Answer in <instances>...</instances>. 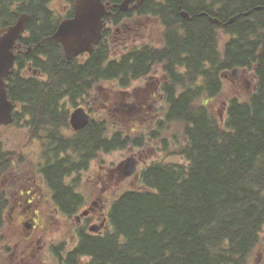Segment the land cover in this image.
Here are the masks:
<instances>
[{"label": "trees", "instance_id": "1", "mask_svg": "<svg viewBox=\"0 0 264 264\" xmlns=\"http://www.w3.org/2000/svg\"><path fill=\"white\" fill-rule=\"evenodd\" d=\"M52 1L0 0V29L15 23L21 13L29 14L19 40L25 53L17 54L18 67L7 89L9 98L21 106L15 121L28 118L27 125L67 126L72 106L101 82L126 87L131 75L148 71L156 59L179 62L182 71L166 85L171 90L151 136L162 139L164 151L174 143V153L184 161L145 165L139 188L125 189L112 199L109 229L99 236H82L68 264H79L78 256L85 258L82 264H245L264 235V0H163L152 9L145 5L139 12L164 14L159 18L164 31L158 47L113 56L111 44L102 40L84 61L80 56L67 60L54 39L60 21L71 16L73 8L59 14L50 6ZM186 1L195 3V8L189 6L191 23L180 15L179 5L187 7ZM115 10L112 21L118 23L124 14L117 5ZM209 16L235 20L224 27L222 37ZM29 63L47 79L25 75ZM234 68H245L254 88L244 99L235 92L226 94L221 118L208 103L229 79L221 74ZM173 82L181 90L177 96ZM96 118L68 139L61 129H51L59 139L46 146L53 151V163L62 151L68 154L60 161L62 167L60 162L51 167L50 183L59 193L56 198L74 208L87 199L76 183L88 169L90 151L97 147L109 152L129 142L142 145V133L131 138L122 128H111L107 118ZM170 128L177 132L167 135ZM6 152L0 143V161Z\"/></svg>", "mask_w": 264, "mask_h": 264}, {"label": "flooded vegetation", "instance_id": "2", "mask_svg": "<svg viewBox=\"0 0 264 264\" xmlns=\"http://www.w3.org/2000/svg\"><path fill=\"white\" fill-rule=\"evenodd\" d=\"M104 1L110 2L107 7V11H111L113 14H107L104 17L105 27L103 30L102 40L108 41L110 44L115 41L125 43V51L128 56L134 55L136 53L135 49L141 50L144 47L154 48L159 46L153 42V38L150 40L147 39L145 42H142L141 45H131L128 43L130 39H133L138 35L141 36L142 40H145L143 39L144 34L140 33L141 28L144 27H140V25H144L145 21L154 19L159 20V18L164 17V14L141 13L139 10L145 5H147L146 8L152 9V5L163 2V0H151L150 2L147 0V4H145L146 0H143L142 6L138 9L134 8L136 0H132L127 11H122L120 9L119 4L121 2L115 4L111 2V0ZM186 4L187 7H183L180 3V15L186 19L187 22L191 23L193 16L189 11V6L195 8V3H192L193 6L192 4H189V2ZM116 5L119 10L122 11V14H124L118 23H115V20L112 21V19L117 16L115 10ZM65 8L66 11L64 14L73 8V14L71 16L74 15V1ZM183 11L187 12L189 15L185 16ZM204 14V12H200L199 15L203 16ZM142 19L145 21L142 22ZM217 19L218 21H214L212 16H209V22L218 24L219 30L224 34V27L231 23L229 20L225 22L219 18ZM180 27L181 23L177 22V28ZM15 51L16 54L25 53V50L23 48L21 49V45L19 48H16ZM90 54L92 53L81 54L80 57L82 58V61H84ZM131 60L133 62V59ZM180 65L181 64L179 62L175 61L172 63L161 61L160 59L151 61L149 63V70L137 77L131 75L130 82L128 86L125 87L129 90L136 83L140 84L138 89L135 87L133 92L130 93V95H134V99L131 97V99L127 101L129 98L127 95L129 93L125 92L123 94V98L117 102L119 106L114 107L112 110L122 112L127 116H133L141 113L145 109V104L148 103L150 99L161 98L162 100H165L170 93L168 90H171L169 87L167 89L166 85H169L172 80L181 75L182 71ZM160 66L162 68V72L160 71ZM168 66H171L169 70H165L164 68ZM17 67L18 66L15 63V70ZM23 73L29 76L32 75L38 80L47 79L41 69H32L31 63L28 64V69L23 71ZM246 73L247 70L245 68H240L238 79L241 78L245 81L247 86H250V82L248 81L249 77L246 76ZM221 76L222 78L226 76V78L232 79L233 75L231 73L224 74L223 72ZM143 83H145V87L141 85ZM173 84V96H177L181 90L175 82H173ZM98 88L100 89V87ZM88 97H91V94ZM103 104L104 103H102V105ZM79 106L82 105H73L71 113ZM99 107L100 103L98 104V107H95L94 105L90 108L84 107L90 115V121L88 125L78 130L74 129L71 125V113L68 119L69 124L67 126H40L34 123L27 125L26 123L20 124L22 118L16 120L13 124L18 125L23 129L25 128V130L27 129L31 135V143L33 141L34 145L38 147L37 153L39 156L33 159L35 165L34 169L26 167L25 165L23 166L22 162L26 158H23L22 156L15 158L12 156V151L6 152L5 144L2 140H0L2 150L7 154V156L0 161V264H52L54 257L58 261V264H68L67 261L70 252H73L78 246L82 236H99L104 234L109 229V205L111 203L110 201L114 199L111 195L112 191L110 190L106 195L105 190H102L101 194L96 195L95 199L91 200L90 203L89 199H86V202L83 205L78 207L75 206V208L74 206L71 207L69 204H66L64 198H56V194L59 193H56L50 183V179L53 174V169L51 167H53L54 163L56 165L62 159L66 158L68 154L67 152L62 151L60 153L61 156L55 159L56 161L53 163L51 156L53 151L50 147L46 148V146L51 143L53 146V143H55L54 141L59 139V135L53 137L51 129L58 128L57 130L61 129L62 131H65L63 132V135L61 133L60 134L64 136V139H68L70 132L72 133V136L76 135L88 128L90 123L97 119L95 114L99 111ZM152 107H155L152 103L147 105L148 109H151ZM20 111L21 106L17 104L15 113ZM112 117H115L114 114ZM26 119L28 118L23 120L25 121ZM13 124H11V126ZM3 126L10 125H0V127ZM99 153L100 152L97 147L94 148L93 151H90L87 155V162L89 163L88 169L81 171L80 174H82V172H87L91 165L98 161ZM133 156H135L139 161L138 167L142 165V155L133 153ZM59 164H61L62 167L63 162H60ZM144 166H142V168ZM101 167H103V165H101ZM142 168H138L137 173L134 174V178H140ZM109 170L112 174L118 173V176L122 177L121 172L117 169V167L114 169L109 168ZM78 177H80V175ZM66 206L69 207L66 208ZM73 210H76V213L69 214L73 212ZM53 215L56 217L61 216L64 220L68 219L73 221L74 233L72 235L71 243L53 244L51 236ZM91 226H98L99 229L97 231L91 230ZM77 261L79 264H82L84 263L85 258L78 256Z\"/></svg>", "mask_w": 264, "mask_h": 264}, {"label": "rangeland", "instance_id": "3", "mask_svg": "<svg viewBox=\"0 0 264 264\" xmlns=\"http://www.w3.org/2000/svg\"><path fill=\"white\" fill-rule=\"evenodd\" d=\"M69 4H71V0H53L51 3V7L57 13H63L66 11V8ZM145 18V17H143ZM145 21L142 19V22ZM141 28L140 33L144 34L142 40L141 36L138 35L133 39H130L128 44H139L145 42L147 39H154L153 41L156 45H160L162 43L163 31L161 22L158 19L145 21L144 25H140ZM219 35L224 37V34L219 31ZM112 54L113 56L120 55L126 48L125 43H121L118 41L111 42ZM162 72L161 66L159 67ZM226 76L223 77V79ZM250 82V86H247L243 83V80L240 78H236L232 76V79L224 80V89L213 100H210L208 105H210L218 114L223 112V116L225 113V106L228 99L229 93L235 92L239 98L244 99L248 93H251L253 90V82L251 78H248ZM145 87V83L141 84ZM140 84L136 83L131 89L127 90L125 87H119L118 83L115 81H104L95 86L94 91L91 93V97L86 98L85 100L79 101V104L86 108H90L91 106L98 107L100 103L99 111L96 112V117H105L110 122V126L113 129H123L126 131L127 135L134 138L138 133H142V145L137 146L131 142L125 148H118L112 150L111 152L101 151L98 156V161L93 163L90 169L87 172H84L80 176V181L76 183L79 190H81L89 199V203L91 200L95 199L96 195L101 194L102 190H105V194L107 195L111 190L112 197H116L119 193L129 188H139L140 180L134 178V175L128 177H119L117 174H112L109 168L118 169L119 164L129 156H132L133 153L142 155V165L138 168L141 169L144 164L151 163L153 161H165V162H182L184 159L174 153V150L177 149L176 145L170 142V145L164 151L162 143V139H155L151 136L152 130H157L156 122L158 119L162 118L163 115V100L161 98L150 99L148 103L145 104V109L133 116L124 115L122 112H116L112 109L116 106H119L117 103L121 98H123V94L128 92L127 95L129 101L132 97L134 99V95H130L133 92V89L136 87L139 88ZM100 87V89L98 88ZM142 87V88H143ZM142 93V92H141ZM141 95V94H140ZM224 98V100H223ZM224 102V104H223ZM102 103H104L102 105ZM154 104L155 107L151 109L147 108L148 104ZM105 106V107H104ZM220 109V110H219ZM114 114L115 117H112ZM21 119L20 124H25V121ZM117 120V124L121 123V125L113 124ZM170 132H166L167 135L169 133L177 132L176 128H170ZM112 130V129H111ZM113 131V130H112ZM115 131V130H114ZM65 132V131H63ZM125 133V134H126ZM160 136H164L162 130L159 131ZM70 136L72 133L70 132ZM0 140H2L5 144V151H12L13 156L18 158L22 156L26 158L23 160V166L34 169V161L35 157L37 158L39 155L37 153L38 147L34 145L33 141L31 143V135L22 127L13 124L12 126H3L0 127ZM103 165V167H101ZM77 177L78 174L72 176V178ZM107 192V193H106ZM112 201V200H111ZM110 201V202H111ZM109 202V203H110ZM108 203V205H109ZM52 242L53 244H61V243H71L72 235L74 233V223L71 220L63 219L61 216L56 217L52 216ZM52 264H58V261L54 257L52 260ZM245 264H264V235L260 241V244L256 247V249L250 254L247 262Z\"/></svg>", "mask_w": 264, "mask_h": 264}, {"label": "water", "instance_id": "4", "mask_svg": "<svg viewBox=\"0 0 264 264\" xmlns=\"http://www.w3.org/2000/svg\"><path fill=\"white\" fill-rule=\"evenodd\" d=\"M132 0H122L119 7L127 11ZM143 0H136L134 8L142 6ZM110 2L104 0H75L74 15L60 21L53 37L63 46L67 60H72L83 53H92L103 38L105 27V15L113 14L107 11ZM185 16L189 14L183 11ZM29 14L23 12L15 23L0 29V125H10L15 120V108L17 103L9 98L7 88L10 75L14 72L16 52L20 47L18 40L23 36ZM213 18V17H212ZM218 21L217 18H213ZM235 17H231L232 23ZM240 68H234L231 74L238 78ZM223 118V112H221ZM71 125L74 129H82L88 125L90 115L84 107H76L71 113ZM138 159L129 156L118 166L122 177H128L136 173ZM91 230L97 231L98 226H91Z\"/></svg>", "mask_w": 264, "mask_h": 264}]
</instances>
